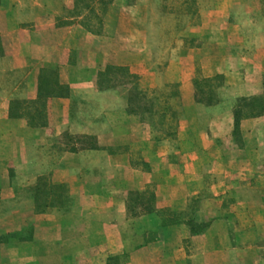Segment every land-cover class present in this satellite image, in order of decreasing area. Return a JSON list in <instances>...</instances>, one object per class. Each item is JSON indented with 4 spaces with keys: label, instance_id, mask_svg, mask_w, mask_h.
I'll list each match as a JSON object with an SVG mask.
<instances>
[{
    "label": "crops",
    "instance_id": "crops-1",
    "mask_svg": "<svg viewBox=\"0 0 264 264\" xmlns=\"http://www.w3.org/2000/svg\"><path fill=\"white\" fill-rule=\"evenodd\" d=\"M65 1L66 4L64 0H27L28 8L23 10V0H12L0 10V35L8 37L7 47L0 52V77L11 74L18 77L13 85L5 80L0 84V191L10 193L9 174L15 172L16 167L19 172L22 168L26 170L34 148L35 177L47 171L52 183H64L72 192L70 206L60 208L54 203L49 211L35 213L27 234L21 230L18 233L1 230L0 237H4L0 239V264H104L108 254L122 248L118 223L124 219L123 200L100 195L107 177L114 176V183L124 190H141L151 183L156 200L170 205L188 194L189 175V179L196 182V191H202V177L198 175L204 171V162L211 156L216 158L211 171L235 169L236 148L231 146L228 151L223 143L233 126L230 109L207 118L208 125L220 127L210 134L202 118L187 114L190 108L194 111L214 110L219 108L220 102L210 106L193 102L183 107L184 118L178 122V149L172 151L167 137L154 139L138 115L128 112L126 91L100 85V77H104L107 67H125L128 73L136 76L149 71L150 68L143 65L149 56L142 52L140 45L151 43L152 38L146 36L143 25L149 29L152 23L139 16L140 12L145 14L149 5L146 7L139 0L130 6L121 5L113 30L108 34H93L66 22L39 28L22 25L40 15L60 17L62 5L71 3V0ZM175 42L183 44L184 40L179 38ZM197 49L180 50L177 56L168 59L159 74L172 73L175 67L171 64L172 59H176L177 64L191 63ZM72 50L74 56L69 58ZM260 57L261 62L255 66L254 73H264V53ZM198 59L203 61L204 76L221 72L224 83L231 87L235 84L233 78H241L234 70H220L214 63L216 57L213 54H204ZM180 80L178 77L175 81ZM54 81L62 87L60 94L47 96L40 104L43 101L42 97L38 98L40 86ZM76 91H83L91 99L90 104L96 112L92 117H71V101ZM234 92L243 91L234 88ZM238 126L244 142L250 141L254 131H258V142L264 144V134H261L264 115L240 119ZM60 136H65L68 141L88 140L92 144L66 148L57 159L50 158L46 168L42 159L46 153L43 154L41 146ZM133 144L137 145L140 157L148 167H130L125 149H130ZM182 144L188 149L184 150ZM110 146L124 151L110 152ZM95 157L98 159H90ZM219 185V182L206 184L210 194L206 196L205 205H212L214 209L211 214H207L212 210L210 207L197 212L196 220L206 225L196 236L205 239L207 244L192 256L191 264L234 263L235 249L229 238V227L234 218L217 211L219 208L224 211L222 206L227 202L219 194L226 192L228 186L218 192L215 189ZM263 214L264 203L254 218L260 219ZM178 228L180 225L174 223L160 230L171 234ZM163 254L167 253L164 251ZM251 263L264 264V258ZM158 264L184 262L164 258Z\"/></svg>",
    "mask_w": 264,
    "mask_h": 264
},
{
    "label": "rangeland",
    "instance_id": "rangeland-1",
    "mask_svg": "<svg viewBox=\"0 0 264 264\" xmlns=\"http://www.w3.org/2000/svg\"><path fill=\"white\" fill-rule=\"evenodd\" d=\"M11 1L0 0V10L8 6ZM109 1L105 12L100 16V32L97 35L111 33L119 7L130 6L137 0ZM23 2L21 7L26 10L27 0ZM64 2L66 4L65 0ZM72 2L71 0L69 6L62 5L58 18L40 15L34 21L22 25L39 28L57 26L66 22L77 26L78 21L83 18L73 17L68 12L72 8ZM139 2L146 7L149 5L145 14L140 12L139 16L144 17L146 22L152 23L149 29L146 24L141 23L146 36L148 34L152 39L150 44L140 45V48L143 47L142 52H146L149 56L143 65L150 69L136 76L128 73L125 67L108 68L104 77H100V85L126 91L128 112L138 115L139 120L148 127L154 139L167 137L171 150L178 149V122H182L184 118L183 107L197 102L196 98L200 100L198 103L205 106L220 102L219 108L214 110L194 111L190 108L187 112L189 116L196 115L202 118V121L207 123V133L210 134L212 131L217 132L220 127L208 125L206 121L208 117L220 115L228 109L232 113L238 98L264 93V73H254L255 66L261 62L260 54L264 53V0H139ZM97 22L93 18L90 19V23L94 26H97ZM179 38H183V44L175 42ZM7 41L6 35H0V52L7 47ZM185 48H198L195 59L187 64L184 62L177 64V60L172 59V66L175 65L172 73L160 75V70L168 63V59L177 56L180 50ZM204 54H213L216 57L214 63L220 70H234L241 75V78H233L235 84L231 87L224 83L221 72L204 76L203 61L198 59ZM72 56L74 50L69 52V58ZM178 77L183 82L175 81ZM17 78L12 74L0 77V84L5 80L13 85V81ZM203 78L212 79L204 81ZM236 80H239L240 84ZM234 88L243 92H234ZM208 100L210 103H207ZM90 101L86 93L76 91L71 101V117L74 119L92 117L96 112L92 109ZM258 134H260L258 131H254V137L244 142L238 124L236 129L232 126L223 143L228 151L231 146L236 148L233 163L235 169L229 172L211 171L215 164L213 161L216 159L211 156L209 161L204 162V171L201 170L198 175L202 177L200 180L204 186L202 191L201 189L196 191L194 186L196 182L189 179L190 175L187 174L189 175L188 194L184 199L170 205L163 200H156L153 193L154 186L151 183L141 190H124L121 185L114 183L112 179L114 176L107 177L100 195L106 198L114 197L117 201L122 199L124 219L118 223L122 248L116 253L108 254L104 264L107 262L120 264L115 260H107V257L117 254L124 255L121 257L122 264L147 261L150 264H158L164 258L191 264L192 256L207 244L205 239L196 236L206 225L196 220V217L201 209L212 208L207 214H211L214 209L212 205H205L206 196L210 194L206 184L210 182H219V187L215 189L218 192L228 186L226 192L219 194L227 202L222 206L224 211L221 208L217 211L223 212L224 215L230 214L234 218V222H231L229 227L230 242L235 249L233 264H253L251 261L264 258V214L260 219L254 218L264 203V144L258 142ZM261 134H264V131ZM91 144L92 141L88 140L73 142V139H69L68 141L65 136L53 138L41 146L43 154L46 153L42 158L45 161L43 165L47 168L50 158L57 159V156L70 146ZM182 146L184 150L188 149L186 144ZM117 150L122 149L116 146L108 147L110 152ZM125 151L129 154L130 167H148V163L141 159L136 144L130 146V149L126 148ZM172 156H175L173 152ZM34 158L33 148L30 162L25 166L26 170L22 168L19 172V168L16 167V171L9 174L10 193L0 191V231L10 230L18 233L21 230L23 234H27L35 213L49 211L54 203H57L55 207L62 208L70 206L72 202L70 188L61 182L52 183L49 172L44 171L35 177ZM190 169L192 170V167ZM208 169L210 171H206ZM168 218L180 225L176 233H163L160 230L170 225L161 226V221H167ZM164 251L166 255L163 254Z\"/></svg>",
    "mask_w": 264,
    "mask_h": 264
},
{
    "label": "trees",
    "instance_id": "trees-1",
    "mask_svg": "<svg viewBox=\"0 0 264 264\" xmlns=\"http://www.w3.org/2000/svg\"><path fill=\"white\" fill-rule=\"evenodd\" d=\"M72 8L68 11L71 13V16L77 17L83 20L78 21L79 25L84 28L86 31L98 34L100 32V16L105 12L107 5L109 4V0H72ZM84 16V17H82ZM93 18L98 21L94 26L90 23V19ZM109 67L106 68L108 70ZM212 78H203L204 81H209ZM50 81V79H48ZM42 87V88H41ZM62 87L58 85L55 81L50 84V82L43 83L40 86V93L38 94V98L43 99L40 104L44 103V98L52 95H59ZM195 101L199 102V99H195ZM210 100H208L207 103ZM166 109H170L166 107ZM264 114V93L258 95H252L248 97H240L237 99V103L232 109V118H233V129L237 128L238 121L242 118L254 117ZM50 205V204H49ZM47 206V205H46ZM171 212L169 213V216ZM168 216V217H169ZM161 226L173 224L174 220L168 218L167 221H161ZM205 226V225H204ZM0 239H3L1 237ZM123 254H117L115 256L107 257V260H115L122 264L121 257ZM106 264H109L108 262Z\"/></svg>",
    "mask_w": 264,
    "mask_h": 264
}]
</instances>
